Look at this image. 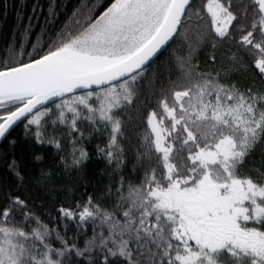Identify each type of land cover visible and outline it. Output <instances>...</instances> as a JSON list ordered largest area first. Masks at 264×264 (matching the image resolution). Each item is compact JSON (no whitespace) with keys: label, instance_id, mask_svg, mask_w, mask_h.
I'll list each match as a JSON object with an SVG mask.
<instances>
[{"label":"snow or ice","instance_id":"obj_1","mask_svg":"<svg viewBox=\"0 0 264 264\" xmlns=\"http://www.w3.org/2000/svg\"><path fill=\"white\" fill-rule=\"evenodd\" d=\"M13 7L0 140L23 125L33 162L49 148L72 173L95 139L110 172L45 222L30 185L51 168L0 151V264H264V0H81L62 23L54 0L43 23Z\"/></svg>","mask_w":264,"mask_h":264},{"label":"trees","instance_id":"obj_2","mask_svg":"<svg viewBox=\"0 0 264 264\" xmlns=\"http://www.w3.org/2000/svg\"><path fill=\"white\" fill-rule=\"evenodd\" d=\"M8 2L9 8L6 15L3 9L0 8V58L3 57V50L7 46L12 35V29L16 23V11L13 4H19L24 13L25 19H27V15L32 11L33 4L38 3L43 9V14L40 16L39 22L43 23L50 0H8ZM0 3H3V0H0ZM54 3L57 12L59 13V21L62 23L67 19V16L71 14L73 9L81 3V0H54ZM89 3H97L107 6V0H89ZM201 3H206V0H196L197 5H200ZM40 7L37 8V11H40ZM102 10L103 7H100L99 11ZM37 31H39V29H37ZM174 46L175 45H170L169 50ZM206 51L207 50L205 49L200 53L201 60L204 59ZM167 55L168 51L166 50L160 56L159 60L155 61V63L159 64L160 60H164ZM11 140H16L17 143L10 146L9 141ZM96 143L97 141L93 139L91 143L87 145L89 151L92 152V156L90 160L85 163V167L80 172L72 173H64L62 167H56L59 157H54L49 148L41 149L40 146H35L36 150L44 156V160L42 162H33L31 160L32 147L24 138L23 125H20L12 131L7 140L1 142L0 151L8 150L10 154L14 152L21 167L28 166L33 171H38L40 167H45L46 169L51 168L52 183H50L47 188L30 185L32 203L34 204L37 213L42 215L45 222H48L49 217H56V209L59 207L62 200H65L66 198L86 199L90 194H99L105 191L106 185L108 184V172H110V169L106 167V162L104 160L99 159L95 155L94 147ZM253 159H259V150ZM130 170L131 163L128 165V168L125 169L124 174L130 172ZM3 182L13 185L16 183V178L11 172L5 170L3 163H0V183ZM52 226H55L54 220ZM74 227L75 226L73 225V228ZM88 234L91 235L90 227Z\"/></svg>","mask_w":264,"mask_h":264},{"label":"water","instance_id":"obj_3","mask_svg":"<svg viewBox=\"0 0 264 264\" xmlns=\"http://www.w3.org/2000/svg\"><path fill=\"white\" fill-rule=\"evenodd\" d=\"M2 141H3V140H0V144H1Z\"/></svg>","mask_w":264,"mask_h":264}]
</instances>
